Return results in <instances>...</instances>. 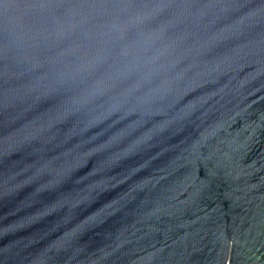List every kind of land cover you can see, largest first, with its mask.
Returning <instances> with one entry per match:
<instances>
[{
  "label": "water",
  "instance_id": "obj_1",
  "mask_svg": "<svg viewBox=\"0 0 264 264\" xmlns=\"http://www.w3.org/2000/svg\"><path fill=\"white\" fill-rule=\"evenodd\" d=\"M0 264H264V0H0Z\"/></svg>",
  "mask_w": 264,
  "mask_h": 264
}]
</instances>
